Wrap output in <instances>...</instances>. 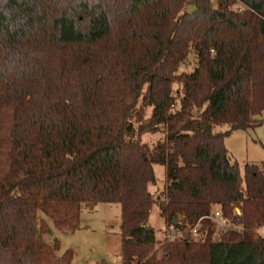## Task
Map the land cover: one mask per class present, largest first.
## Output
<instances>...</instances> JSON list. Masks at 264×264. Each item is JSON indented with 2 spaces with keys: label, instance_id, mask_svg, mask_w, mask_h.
<instances>
[{
  "label": "trees",
  "instance_id": "1",
  "mask_svg": "<svg viewBox=\"0 0 264 264\" xmlns=\"http://www.w3.org/2000/svg\"><path fill=\"white\" fill-rule=\"evenodd\" d=\"M193 4L177 16L171 0H0V264H71L42 236L74 232L98 203L120 205L121 264H264V161L241 174L224 145L264 125V0ZM191 46L197 66L176 74ZM154 164L174 236L161 256ZM214 206L242 230L214 240L204 218L186 232Z\"/></svg>",
  "mask_w": 264,
  "mask_h": 264
},
{
  "label": "rangeland",
  "instance_id": "2",
  "mask_svg": "<svg viewBox=\"0 0 264 264\" xmlns=\"http://www.w3.org/2000/svg\"><path fill=\"white\" fill-rule=\"evenodd\" d=\"M174 2L177 4L174 10L178 11L177 16L188 12L190 6L197 7L193 4V0H171V4L174 5ZM210 3L212 6H215V0H210ZM232 8L239 11L242 10L243 6L237 2ZM197 62V53L193 46H191L186 60L181 63L176 74L193 72L197 66ZM172 86L174 92L178 84L175 82ZM144 115L145 117L150 115V107L145 108ZM261 117H264V111ZM226 129V126L215 128L216 131H224ZM164 134L165 132L162 129L154 133L148 132L141 136V141L152 148L158 141L164 139ZM224 145L228 151L230 162L237 163L241 174H243L245 164H259L264 161V125H257L254 128L246 130H233L224 138ZM153 168L155 182L149 184V191L154 199V203L149 210L147 223L155 231L156 243L152 252L157 250V256H161L163 253L159 249L160 244L164 240L171 239L174 236H172V228L166 218L160 215L158 207V203L165 200V167L160 164H154ZM89 206L85 205L81 210L77 230L74 232H63L54 229L53 234L43 235L42 238L50 244L55 239L58 240L59 250L56 251L57 255H60L65 250H71L73 252L71 264H121L120 205L116 203H98L93 207ZM216 209L220 210V207H212L208 215L200 217L193 226H197V231L205 229L204 222L201 221L205 218L213 225L214 235L212 238L214 240H217L225 230L231 228L221 226L216 220L208 217ZM233 211L240 214L238 207H234ZM179 221H181L180 217ZM237 225L238 227L232 228L242 230V226ZM191 229H187L186 232H191ZM259 229L260 227L256 233L260 235ZM181 234L182 232H178L175 237H179ZM198 237H203V235H199Z\"/></svg>",
  "mask_w": 264,
  "mask_h": 264
},
{
  "label": "built area",
  "instance_id": "3",
  "mask_svg": "<svg viewBox=\"0 0 264 264\" xmlns=\"http://www.w3.org/2000/svg\"><path fill=\"white\" fill-rule=\"evenodd\" d=\"M208 217H210L211 219L216 220L221 226L231 227V228L232 227H238V225L236 223H234L233 221L229 220L222 213V211L219 210V209L213 210L212 213ZM190 231L192 233H195L197 231V226L193 227Z\"/></svg>",
  "mask_w": 264,
  "mask_h": 264
},
{
  "label": "water",
  "instance_id": "4",
  "mask_svg": "<svg viewBox=\"0 0 264 264\" xmlns=\"http://www.w3.org/2000/svg\"><path fill=\"white\" fill-rule=\"evenodd\" d=\"M195 10H196V7H195V6H190V7L188 8V12H189V13H193ZM173 222L176 223V219H173Z\"/></svg>",
  "mask_w": 264,
  "mask_h": 264
},
{
  "label": "crops",
  "instance_id": "5",
  "mask_svg": "<svg viewBox=\"0 0 264 264\" xmlns=\"http://www.w3.org/2000/svg\"><path fill=\"white\" fill-rule=\"evenodd\" d=\"M259 233H260V235L263 236V234H264V226H261V227H260V229H259Z\"/></svg>",
  "mask_w": 264,
  "mask_h": 264
}]
</instances>
